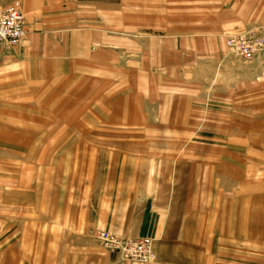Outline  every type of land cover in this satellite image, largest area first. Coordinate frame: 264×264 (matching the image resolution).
Returning <instances> with one entry per match:
<instances>
[{"label": "rangeland", "instance_id": "obj_1", "mask_svg": "<svg viewBox=\"0 0 264 264\" xmlns=\"http://www.w3.org/2000/svg\"><path fill=\"white\" fill-rule=\"evenodd\" d=\"M12 4L22 9L21 2ZM225 5L226 0H75L57 11L87 23L91 33L100 31L105 41L95 38L87 46L89 59L50 63L39 83L0 81V264H62L68 243L75 248L91 242L135 264H264V115L254 114L264 99L251 103L249 120L236 99L248 76L264 83V56L246 60L226 45L231 34L262 31L252 26L208 34L199 46L205 50L201 60L193 58L194 29L210 31L219 22L210 15ZM58 26L59 42L82 27ZM178 33L188 40L168 46L188 52L185 95L162 97L161 91L153 98L158 103L142 97L148 120L113 113L116 100L133 91L136 81L130 79L144 75L143 52L153 54ZM94 45L105 62L93 57ZM176 77L171 80H182ZM154 84L162 87L166 80ZM104 88L106 110L98 105ZM167 100L177 108L166 105L162 111ZM90 164H186L182 173L153 169L161 177H184L182 184L169 185L168 199L171 208L177 199L187 201L185 229L177 226L159 239L91 225L101 186L90 183ZM103 231L124 240L149 239L155 259L140 262L106 248L99 238Z\"/></svg>", "mask_w": 264, "mask_h": 264}, {"label": "crops", "instance_id": "obj_2", "mask_svg": "<svg viewBox=\"0 0 264 264\" xmlns=\"http://www.w3.org/2000/svg\"><path fill=\"white\" fill-rule=\"evenodd\" d=\"M14 1L22 3V9L26 17V33L22 43L16 47L11 48L0 45V81L2 86L6 84L10 86V83H39L42 79L43 71L45 73L48 71L50 63L56 64V60L62 62L64 61L63 58L66 57L71 58L72 60L70 61H73L74 58L81 59L88 57L89 59L88 47L91 45V42L94 44L95 38L98 41H105V35L100 31L98 33H91L87 23L83 21L74 22L73 17L69 21L65 13H57L58 10L65 9V7L73 4L75 0H0V3L8 5ZM58 15L64 21H58ZM210 16L209 19L211 20H219L216 24L209 25L210 31L207 28L204 30L202 28L194 29V39L192 38V41L193 43L197 42L196 44L198 45L196 53L191 50L194 55L193 58H195L194 60H201L202 51L205 52V50H202L199 46L201 42L205 41L203 36H207L208 34L211 37L221 36L226 32L240 31L252 26L264 33V0H226V5L221 7V11L217 12L216 17L214 15ZM220 17L224 20L218 19ZM76 23L78 25L80 23L82 27L71 33L68 32L69 34H64L63 37H60V42L54 37V29L59 27L58 25L73 27ZM181 39L183 42L188 40L182 33H178L176 37H171L169 42L163 41L162 48L152 51L151 53L153 54H150L147 50L143 52L145 55H142L144 56L142 57V62L144 61V63H142V68L139 71L144 73V75H139V79L137 76L130 79L131 81H136V84L132 86L134 92L132 91L127 99L123 98L120 102L116 100L117 102L112 107L113 113L120 114L129 121L148 120L149 116H142L146 112L145 108H143L144 97L147 100L152 98L150 102L154 103L155 100L153 98H159L158 96L161 95V91L162 97H165L169 93V98L172 95L177 97V94L179 96L181 94L185 95L186 76L184 74L187 70H185L183 65L185 64V57L188 52L185 49H174L168 46L171 41H177L180 46L179 42ZM214 39H218V37ZM165 43L167 47L164 45ZM97 44L99 45V42ZM182 48H184V44ZM92 50L95 53L93 57L100 63L104 52L95 45ZM263 56L264 53L259 56V59ZM102 61L105 62L104 59ZM154 71L161 73V75L153 76L151 72ZM131 72L138 73V69H132ZM258 72H260L259 69ZM173 75H176L177 79L181 75L182 80H178L176 83L171 80ZM156 79L160 81L166 80V85L162 87L155 86ZM139 82H143V84L138 86ZM32 85L34 86L35 84ZM239 85L242 91L239 95L240 98L236 99L241 101L243 118L249 120L251 103L255 104L257 102V105H261L262 99H264V83L250 81V77L248 76ZM102 90L104 95L100 92L98 96V105L100 107L105 105V88ZM251 96H254L252 100ZM155 103H158V100ZM161 104L162 111L164 106L167 107L166 105L169 106V110L175 105L174 102L169 100L166 102L162 101ZM175 107L177 108V105ZM103 109L106 110L105 107ZM182 111H187V109L185 111V105L183 104ZM254 114L264 115V107L255 110ZM263 117L258 116L257 118ZM185 167L186 164H90L89 173H92V175H89L88 179L92 177L93 181L91 180L90 183L93 182L101 186L98 189L97 209L90 213V216L92 214L95 215V220L91 225L121 234L151 236L153 238H159L164 233H168L167 236L169 235L170 237V233L177 226V229L182 230L183 226L185 229V209L189 208L187 201L177 199L176 204L171 208V200L168 199L171 191L169 185L182 184L184 177L179 175L175 177H161L159 176L160 173H155L153 170L155 168H166L181 172ZM162 196H166L164 201L162 200ZM76 206L78 207V204ZM81 216H86L85 212H82ZM79 226L83 227L84 225H77V227ZM230 232L232 233V230ZM68 245L70 246L66 247L67 255L62 259V264H135L130 261H123L96 243H79L81 246L75 248L74 243H68ZM73 248V251L68 250ZM50 260L54 262L52 256Z\"/></svg>", "mask_w": 264, "mask_h": 264}, {"label": "built area", "instance_id": "obj_3", "mask_svg": "<svg viewBox=\"0 0 264 264\" xmlns=\"http://www.w3.org/2000/svg\"><path fill=\"white\" fill-rule=\"evenodd\" d=\"M25 34V16L16 4L0 3V44L11 46L20 44ZM226 45L231 52L246 60H253L264 53V33L257 30L231 34L226 39ZM99 238L104 246L112 251H120L127 258L150 262L155 259V253L149 239L124 240L116 238L103 231Z\"/></svg>", "mask_w": 264, "mask_h": 264}]
</instances>
